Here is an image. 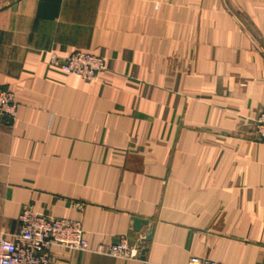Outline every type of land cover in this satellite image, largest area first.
<instances>
[{
    "label": "crops",
    "instance_id": "0c3cea01",
    "mask_svg": "<svg viewBox=\"0 0 264 264\" xmlns=\"http://www.w3.org/2000/svg\"><path fill=\"white\" fill-rule=\"evenodd\" d=\"M75 51L99 80L49 65ZM0 87V241L29 207L133 254L52 264H264V0H0Z\"/></svg>",
    "mask_w": 264,
    "mask_h": 264
},
{
    "label": "built area",
    "instance_id": "2783aa9c",
    "mask_svg": "<svg viewBox=\"0 0 264 264\" xmlns=\"http://www.w3.org/2000/svg\"><path fill=\"white\" fill-rule=\"evenodd\" d=\"M49 65L67 76H78L88 82L99 80L107 68L103 57L83 51H75L67 56L51 53ZM17 107L14 93L0 87V116L14 120ZM254 128L258 140L264 142V112L254 119ZM19 222L20 233L0 241V264H52L54 247L65 251L96 252L116 257L133 255L124 240L109 248L92 250L80 223L53 218L29 207L22 211ZM189 264L219 263L193 257Z\"/></svg>",
    "mask_w": 264,
    "mask_h": 264
},
{
    "label": "water",
    "instance_id": "95a60500",
    "mask_svg": "<svg viewBox=\"0 0 264 264\" xmlns=\"http://www.w3.org/2000/svg\"><path fill=\"white\" fill-rule=\"evenodd\" d=\"M148 221L147 220H142L139 218H134L133 219V224H134V229L136 230V232H139L141 227L144 225H148ZM147 241V240H145ZM146 250L143 251V254L145 253Z\"/></svg>",
    "mask_w": 264,
    "mask_h": 264
}]
</instances>
